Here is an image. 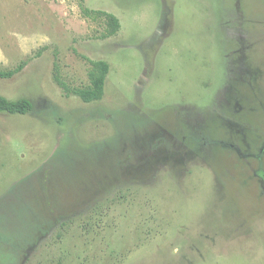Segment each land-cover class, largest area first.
<instances>
[{"label": "rangeland", "instance_id": "rangeland-1", "mask_svg": "<svg viewBox=\"0 0 264 264\" xmlns=\"http://www.w3.org/2000/svg\"><path fill=\"white\" fill-rule=\"evenodd\" d=\"M90 61L86 104L54 76L85 87ZM21 65L0 264H264V0H0V72Z\"/></svg>", "mask_w": 264, "mask_h": 264}, {"label": "trees", "instance_id": "trees-1", "mask_svg": "<svg viewBox=\"0 0 264 264\" xmlns=\"http://www.w3.org/2000/svg\"><path fill=\"white\" fill-rule=\"evenodd\" d=\"M89 15L92 12L84 10ZM96 15L104 18L106 22V37L114 36L119 30L118 19L109 13L95 12ZM90 67L87 72L88 84L85 87L69 90L55 75L56 84L65 92H71L76 95L83 103L89 104L100 101L104 95V86L109 72V66L104 61L89 62ZM22 69V65L15 70L0 72V78H11ZM32 104L26 99L7 100L0 95V113L8 115H25L32 111Z\"/></svg>", "mask_w": 264, "mask_h": 264}, {"label": "flooded vegetation", "instance_id": "flooded-vegetation-1", "mask_svg": "<svg viewBox=\"0 0 264 264\" xmlns=\"http://www.w3.org/2000/svg\"><path fill=\"white\" fill-rule=\"evenodd\" d=\"M157 134H158V133H157ZM157 134H156V135H157ZM158 136H159V137L156 139V141H155L154 143H155V145L160 146V145H161L160 143H161V141H162V136H164V135L161 134V133H159ZM170 138H173L174 141L177 140V138H175V137H173V136H170ZM183 139H184V138L182 137V138H181V141H182ZM170 141H171V140H170ZM174 141L172 142V143H173V145H172L173 148L176 147V144H175ZM172 147H171V148H172Z\"/></svg>", "mask_w": 264, "mask_h": 264}]
</instances>
